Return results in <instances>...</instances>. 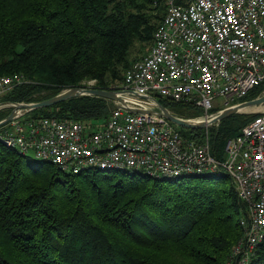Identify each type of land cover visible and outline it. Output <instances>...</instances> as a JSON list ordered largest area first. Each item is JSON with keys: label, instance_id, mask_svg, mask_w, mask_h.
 Listing matches in <instances>:
<instances>
[{"label": "trees", "instance_id": "1", "mask_svg": "<svg viewBox=\"0 0 264 264\" xmlns=\"http://www.w3.org/2000/svg\"><path fill=\"white\" fill-rule=\"evenodd\" d=\"M163 16L154 0H0V77L29 81L3 102L37 103L72 88L118 91L138 59L132 53L152 46ZM263 92L264 84L240 102ZM157 98L177 117L203 115ZM113 107L81 96L30 114L89 124L108 118ZM11 112L0 111V121ZM259 115L179 132L198 140L207 133L222 161L227 141ZM221 172L180 179L96 169L73 175L2 147L0 264H225L243 234L246 206ZM251 264H264V241Z\"/></svg>", "mask_w": 264, "mask_h": 264}, {"label": "built area", "instance_id": "2", "mask_svg": "<svg viewBox=\"0 0 264 264\" xmlns=\"http://www.w3.org/2000/svg\"><path fill=\"white\" fill-rule=\"evenodd\" d=\"M154 4L163 8L164 16L148 55L125 73L118 90L124 104L113 102L108 118L88 124L37 118L1 101L0 111H17L0 125V148L33 155L73 175L96 169L179 179L223 171L246 206L239 221L243 234L225 264H251L264 241V108L239 136L227 141L221 161L213 156L207 133L200 140L184 137L152 112L157 110L153 100L132 93L190 105L203 111L194 119L206 122L220 112H213L218 104L226 109L242 103L264 84V0ZM27 83L22 74L0 77V97Z\"/></svg>", "mask_w": 264, "mask_h": 264}, {"label": "water", "instance_id": "3", "mask_svg": "<svg viewBox=\"0 0 264 264\" xmlns=\"http://www.w3.org/2000/svg\"><path fill=\"white\" fill-rule=\"evenodd\" d=\"M119 94L120 92L118 91L99 90L95 88H72L63 91L48 100H44L37 103L29 104V103L5 102L2 105L15 107L16 109H21L23 113H27V112H32L33 110L36 109L49 108L61 102L68 101L81 96H95V97L104 98L112 102H120L121 104H124L125 100ZM132 94L141 99L149 98L153 100L156 103L157 110L152 112L163 116L168 121H170L173 124H176L177 126L189 130H203L209 128L211 125L214 124L218 125L222 120L229 118L230 116L246 113V111L249 109L259 108L264 105V95H261L253 100L245 101L237 105L231 106L229 108L223 109L220 112H218L217 116L213 120L206 122L196 119H184L177 117L173 113H171L166 107H164L156 98L152 96H147V97L139 96L135 93ZM16 109H14L7 118L1 121L0 125H4L7 122H9L16 115V111H17Z\"/></svg>", "mask_w": 264, "mask_h": 264}, {"label": "rangeland", "instance_id": "4", "mask_svg": "<svg viewBox=\"0 0 264 264\" xmlns=\"http://www.w3.org/2000/svg\"><path fill=\"white\" fill-rule=\"evenodd\" d=\"M150 47H151V46L147 47V48H146L145 50H143V51L141 52V54H139V55H135V53H132L131 58L135 57V58H138V59H136V60H139V59H141V58L147 56L148 53H149ZM137 49H138V47H137ZM136 60H135V61H136ZM90 87H91V85H90ZM3 97H4V96H1V97H0V102L3 101ZM217 108H218V110L221 111V110H223V109L225 108V106H224L223 104H218V105H217ZM258 110H259V108L249 109V110L246 111V113H256V112H258ZM97 121H99V120L91 121V122H89V123H95V122H97ZM173 127H174L177 131H183V132L186 133V134H189V133H190V130H189V129H185V128H183V127L177 126L176 124H173ZM203 130H204V129H203ZM225 153H226V150H225ZM31 158H33V155H31ZM221 173L225 174L224 172H221ZM207 175H209V174H206L205 176H207ZM118 176H120V175H118ZM209 176H212V175H209Z\"/></svg>", "mask_w": 264, "mask_h": 264}, {"label": "bare ground", "instance_id": "5", "mask_svg": "<svg viewBox=\"0 0 264 264\" xmlns=\"http://www.w3.org/2000/svg\"><path fill=\"white\" fill-rule=\"evenodd\" d=\"M260 108H264V105H263V106H261V107H259V109H260Z\"/></svg>", "mask_w": 264, "mask_h": 264}, {"label": "crops", "instance_id": "6", "mask_svg": "<svg viewBox=\"0 0 264 264\" xmlns=\"http://www.w3.org/2000/svg\"><path fill=\"white\" fill-rule=\"evenodd\" d=\"M256 113H258V112H256Z\"/></svg>", "mask_w": 264, "mask_h": 264}]
</instances>
